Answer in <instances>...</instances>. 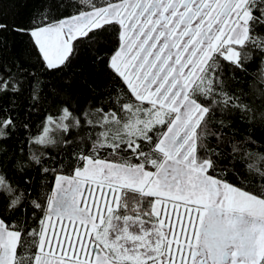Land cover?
Here are the masks:
<instances>
[{
  "label": "snow or ice",
  "instance_id": "snow-or-ice-1",
  "mask_svg": "<svg viewBox=\"0 0 264 264\" xmlns=\"http://www.w3.org/2000/svg\"><path fill=\"white\" fill-rule=\"evenodd\" d=\"M12 30L47 72L110 33L113 82L47 113L11 173L0 164V264H264V153L247 150L251 133L235 139L229 117L253 109L228 88L256 59L264 76V0H42ZM25 75L0 64V97ZM15 111L0 108V141ZM226 140L252 173L243 187L220 167ZM52 145L63 154L41 151ZM33 170L52 179L32 187Z\"/></svg>",
  "mask_w": 264,
  "mask_h": 264
},
{
  "label": "trees",
  "instance_id": "trees-1",
  "mask_svg": "<svg viewBox=\"0 0 264 264\" xmlns=\"http://www.w3.org/2000/svg\"><path fill=\"white\" fill-rule=\"evenodd\" d=\"M41 3L42 0H2L0 3V23L8 26L7 31L0 32V64L14 73L19 67H23L27 81L18 95L0 97V108L13 107L16 111L12 114L19 115L17 130L12 132L10 138L0 141V164L9 173L13 169L14 156L25 159L19 150L27 137L38 131L47 113L55 115L62 105L83 106L99 97H106L112 88V73L107 67V56L110 55L112 47L110 33H104L97 44L81 41L77 54L62 71L47 72L34 59L27 61L25 53L31 44L30 37L12 29L27 26L35 10L41 7ZM74 10L69 8L67 12H62L70 15ZM97 55L104 58L103 62L96 58ZM235 77L236 79L228 85L229 90L241 95L253 109V119L249 123H242L236 115L229 117L233 121V130L240 133L235 139L240 140L251 133L252 140L256 143L254 146L246 145L247 150L264 153V98L260 95L264 89L258 87L264 76L261 75L260 60L256 59L251 64L247 74L237 71ZM33 88L37 94L35 100L31 95ZM0 115L4 113L0 112ZM24 123L29 125L30 131L19 127ZM212 129L216 130L214 124ZM221 147L229 155L220 162V167L228 170L227 179L230 183L243 187L252 173L247 169L246 163L231 155L229 141L226 140ZM41 151L52 156L57 152L63 154L59 145H52ZM33 168L38 169V166L33 165ZM31 177L32 187H38L52 179L51 176L42 177L38 170H33ZM16 179L19 180L20 177L17 175Z\"/></svg>",
  "mask_w": 264,
  "mask_h": 264
}]
</instances>
